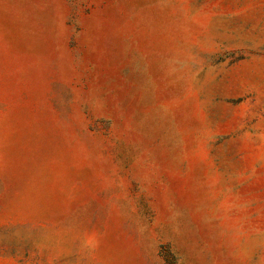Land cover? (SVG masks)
Returning a JSON list of instances; mask_svg holds the SVG:
<instances>
[{"label":"rangeland","instance_id":"374dc122","mask_svg":"<svg viewBox=\"0 0 264 264\" xmlns=\"http://www.w3.org/2000/svg\"><path fill=\"white\" fill-rule=\"evenodd\" d=\"M0 264H264V0H0Z\"/></svg>","mask_w":264,"mask_h":264}]
</instances>
